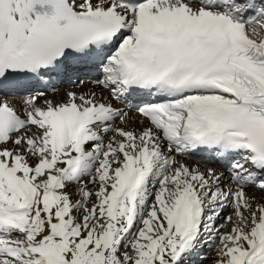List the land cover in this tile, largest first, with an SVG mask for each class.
Returning <instances> with one entry per match:
<instances>
[{"label":"snow or ice","instance_id":"snow-or-ice-1","mask_svg":"<svg viewBox=\"0 0 264 264\" xmlns=\"http://www.w3.org/2000/svg\"><path fill=\"white\" fill-rule=\"evenodd\" d=\"M69 58L93 88L34 91ZM205 245L264 264V0H0V264Z\"/></svg>","mask_w":264,"mask_h":264},{"label":"bare ground","instance_id":"bare-ground-1","mask_svg":"<svg viewBox=\"0 0 264 264\" xmlns=\"http://www.w3.org/2000/svg\"><path fill=\"white\" fill-rule=\"evenodd\" d=\"M96 78V72L92 68V66H82L79 68H68L63 73L59 75H49V81L44 85H36L34 91L44 93V98L58 100L62 98L63 93L66 91H86L90 88H93L94 85L91 83ZM68 83L73 84L72 87L66 86ZM27 95V94H25ZM43 99L38 101V103H42ZM119 104V102H115ZM119 123V122H118ZM138 126V125H137ZM180 159H184L188 163H196L199 162L201 167H219V165L211 162L210 158L204 155H195L193 154L191 157H179ZM252 189H249V192H252ZM260 194L257 192V196ZM230 225H228L225 231L230 230ZM209 256L213 259L215 258V250L213 249ZM193 259V258H192ZM192 261V260H191ZM191 264V263H190ZM208 264H215V259L209 262Z\"/></svg>","mask_w":264,"mask_h":264},{"label":"rangeland","instance_id":"rangeland-1","mask_svg":"<svg viewBox=\"0 0 264 264\" xmlns=\"http://www.w3.org/2000/svg\"><path fill=\"white\" fill-rule=\"evenodd\" d=\"M66 86H69V87H72L73 84H70L68 83ZM221 223H224V221L221 219L219 221H217V224H221ZM226 229V227H225ZM224 229V231H225ZM211 243V242H209ZM218 243V241H217ZM215 250V247L213 246L212 248H209L207 245H205L204 247L201 248L200 250V256H194L192 261L190 262L191 264H208L209 262H211L212 260H214L211 256H209V253L212 251V250ZM206 256L207 259H201V257H204Z\"/></svg>","mask_w":264,"mask_h":264}]
</instances>
